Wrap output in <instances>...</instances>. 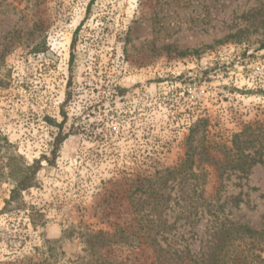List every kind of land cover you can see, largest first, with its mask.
<instances>
[{"label":"rangeland","instance_id":"374dc122","mask_svg":"<svg viewBox=\"0 0 264 264\" xmlns=\"http://www.w3.org/2000/svg\"><path fill=\"white\" fill-rule=\"evenodd\" d=\"M261 47L264 0H0V264H156L146 245L86 241L140 229L139 178L176 167L199 120L194 158L214 159L199 163L205 196L264 231V152L247 176L220 177L216 161L264 123ZM35 161L33 186L2 212ZM208 220L179 226L178 243L197 248Z\"/></svg>","mask_w":264,"mask_h":264},{"label":"trees","instance_id":"16d2710c","mask_svg":"<svg viewBox=\"0 0 264 264\" xmlns=\"http://www.w3.org/2000/svg\"><path fill=\"white\" fill-rule=\"evenodd\" d=\"M72 60L70 55V63ZM68 102L69 95L63 107ZM200 123L205 122L199 120L189 128L187 151L176 167L139 178L135 189L139 198L135 201V197H131V201L133 212L140 218V229L131 233L128 228L119 226L111 234H96L86 241L90 249H94L95 244L102 248L118 243L146 245L152 249L156 264H264V231H255L224 219L220 216V207L216 208L212 203L216 197L205 196L206 174L199 168V163L214 159L206 154L197 164L194 158L192 144ZM68 136L61 135L60 131L52 143L51 157L42 160L50 165ZM263 152L264 123L244 126L231 136L222 158L216 159L220 177L227 170L247 176L255 165L263 163ZM40 163L35 161L23 170L4 202L2 212L14 204L20 205L21 194L33 186ZM202 215L208 216L210 223L204 231V239L195 249L190 248L191 244L181 246L176 235L179 226L195 227ZM192 238L195 243L197 233H193ZM180 239L184 240L183 237Z\"/></svg>","mask_w":264,"mask_h":264}]
</instances>
